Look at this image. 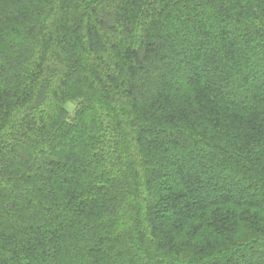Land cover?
<instances>
[{"label":"trees","instance_id":"obj_1","mask_svg":"<svg viewBox=\"0 0 264 264\" xmlns=\"http://www.w3.org/2000/svg\"><path fill=\"white\" fill-rule=\"evenodd\" d=\"M0 264H264V0H0Z\"/></svg>","mask_w":264,"mask_h":264},{"label":"rangeland","instance_id":"obj_2","mask_svg":"<svg viewBox=\"0 0 264 264\" xmlns=\"http://www.w3.org/2000/svg\"><path fill=\"white\" fill-rule=\"evenodd\" d=\"M67 109L72 114L74 112V110H75V107L73 105H68Z\"/></svg>","mask_w":264,"mask_h":264}]
</instances>
